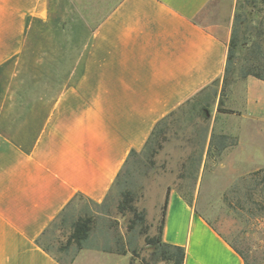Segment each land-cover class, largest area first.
I'll return each mask as SVG.
<instances>
[{"label": "crops", "instance_id": "obj_1", "mask_svg": "<svg viewBox=\"0 0 264 264\" xmlns=\"http://www.w3.org/2000/svg\"><path fill=\"white\" fill-rule=\"evenodd\" d=\"M216 1L0 0V39L14 22L54 25L40 50L52 60H38L33 78L40 92L0 94V264H67L37 243L45 230L79 196L102 203L131 151L215 83L213 121L225 125L213 132L237 139L236 173L264 168V80L236 76L222 95L233 14ZM23 51L0 43V53ZM168 189L162 240L185 248L184 264H245L173 184L159 216ZM69 264L127 258L87 244Z\"/></svg>", "mask_w": 264, "mask_h": 264}, {"label": "rangeland", "instance_id": "obj_2", "mask_svg": "<svg viewBox=\"0 0 264 264\" xmlns=\"http://www.w3.org/2000/svg\"><path fill=\"white\" fill-rule=\"evenodd\" d=\"M238 2L217 0V10L222 15L233 14L234 19ZM216 3L210 8L214 10ZM29 23L30 28L23 31L20 22H14L12 35L0 39L1 44L24 50L0 53V94L13 93L16 96L22 92H40L34 89L37 86L32 84L33 78L38 76V60H52V53L43 54L40 50L53 45L54 25L52 20L45 26L33 20ZM6 32L9 33V29ZM52 92L53 88L47 91ZM218 92L219 84L216 83L166 121L167 140L153 159L154 165L146 162L138 168L132 167L137 194L135 205L139 213L145 212L143 222L136 219L133 223L131 213L118 212L116 205L119 197L115 188L109 196L108 208L102 203L96 205L87 198H76L66 216L70 220H76L85 213L94 217L95 229L89 245L114 250L124 248L127 264H167L155 257L153 239L161 220L158 205L164 188L173 184L223 237L247 256L250 264L264 263V218L250 214V210L256 211L259 207L253 201H264V185L258 179L250 180L247 184L253 191L251 198L240 182L239 191L230 192L231 201L227 202L225 194L231 191L238 178L249 174L236 173L232 147L237 144V139L230 137L236 144L221 153L209 151L212 134L220 135L219 130L213 132V126L220 129L221 125H225L221 120L214 123L211 112ZM224 94L225 91H222ZM10 103L6 102L8 107ZM12 103L11 107L16 108V101ZM56 222L58 226L52 227L41 241L51 247V253L57 259L69 264L75 257L76 247L73 243L68 244V227L62 229L60 219Z\"/></svg>", "mask_w": 264, "mask_h": 264}, {"label": "trees", "instance_id": "obj_3", "mask_svg": "<svg viewBox=\"0 0 264 264\" xmlns=\"http://www.w3.org/2000/svg\"><path fill=\"white\" fill-rule=\"evenodd\" d=\"M237 6L238 7L234 15L231 38L229 42V51L223 80V92L232 84L236 76L241 79H246L249 76H253L257 79L264 80V0H239ZM214 85H216V83ZM199 97L200 96H198L196 99ZM196 99L191 102H195ZM218 111L227 114L236 113L234 110L225 109L222 107H219ZM175 113H173L171 116H173ZM171 116L164 118L156 125L145 148L141 152H137L135 150L131 151L113 186V189L115 188L119 197V201L116 205L118 212L131 213V215H133V223H136V219L143 222L145 219V212L143 211L142 213H139L135 205L137 194L135 190L136 186L134 185L135 175L133 174L132 167L138 168L141 164L146 162L150 165H154L153 159L162 149L163 143L167 140L166 121ZM235 144L236 141L234 142L232 138L227 135L212 134L209 151L221 153L226 148ZM141 158H143L145 161ZM254 179H258L261 184L264 185V168L238 178L231 191L225 194L226 201H231L229 196L230 192L239 191L238 187L240 182L241 184H244L246 195L252 198L253 191L247 183ZM111 193L102 202V206H107L108 208V199ZM79 197L82 198V196ZM75 200L76 198L73 199L71 204H69V207L61 213L58 219H60L59 226L62 229L67 227L69 229L70 234L68 238V244L73 243L76 247V251H79L85 248L89 243L92 233L95 229V219L90 214L85 213L84 215L79 216L76 220H70L66 215L67 211L70 209V207H72ZM89 201L96 205L100 204L91 200ZM253 202L259 207H257L256 211L250 210V214L252 216L255 215V217L258 215L260 218H264V201ZM168 203L169 189L166 193L163 204L161 220L158 226V233L153 239L154 255L158 260L167 264H184L186 255L185 248L182 246L165 243L162 240L164 218ZM233 209H235V207ZM57 223L58 222L55 221L49 228H47L41 238L37 241V243L49 253H51V247L42 244L41 240L43 236L50 232L52 227L58 226ZM231 245L244 259L245 264H250L247 256L232 243ZM97 248L103 251L115 252L120 255H125L127 253L126 249L124 248H120L118 250H114L111 247L106 246Z\"/></svg>", "mask_w": 264, "mask_h": 264}]
</instances>
